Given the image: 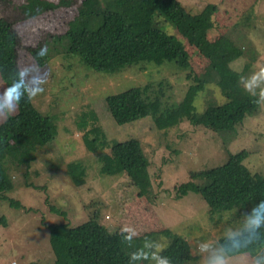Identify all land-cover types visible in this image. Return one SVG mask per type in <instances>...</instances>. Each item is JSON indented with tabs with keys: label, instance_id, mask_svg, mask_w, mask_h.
<instances>
[{
	"label": "rangeland",
	"instance_id": "rangeland-1",
	"mask_svg": "<svg viewBox=\"0 0 264 264\" xmlns=\"http://www.w3.org/2000/svg\"><path fill=\"white\" fill-rule=\"evenodd\" d=\"M82 1L0 0V20L19 39L18 66L27 94L35 110L50 117L56 136L38 149L32 164L0 154V166L13 182L10 195L33 210L16 211L0 200V264H77L68 259L62 227L91 221L132 238V264H161V254L179 238L192 246L189 264H264V250L255 256H227L218 244L221 238L238 236L252 221L216 227L200 195L176 198V188L189 182L193 171L221 166L243 151V166L264 179V0H178L190 16L217 7L206 37L209 56L192 47L178 27L153 14V23L186 46L190 68L155 57L111 73L85 68L79 57L66 54V43L60 41ZM113 1L99 3L108 9ZM225 47L241 54L229 65L234 77L229 80L215 70ZM36 51L44 57L43 66L34 59ZM198 86L202 89L190 103ZM132 88L143 89L155 111L119 125L109 113L107 98ZM255 98L261 100L260 114L230 133L217 134L194 123L212 108L232 111ZM0 105H16L7 117L0 112V125L19 112L1 73ZM131 139L141 140L152 161L155 204L139 196L113 154L115 144ZM29 181L47 186L50 203L45 192L25 187ZM50 205L67 219L52 214Z\"/></svg>",
	"mask_w": 264,
	"mask_h": 264
},
{
	"label": "trees",
	"instance_id": "trees-1",
	"mask_svg": "<svg viewBox=\"0 0 264 264\" xmlns=\"http://www.w3.org/2000/svg\"><path fill=\"white\" fill-rule=\"evenodd\" d=\"M217 7L212 6L201 16H190L178 0H114L103 9L99 0H83L76 19L70 23L68 33L60 39L66 43V54L79 57L81 64L92 71L111 73L141 59L163 58L177 62L182 68L191 66L186 46L169 36L153 23V14H160L168 23L178 27L190 45L209 56L211 49L206 37L213 29V17ZM19 39L11 25L0 20V73L10 91L18 98V114L10 116L0 125V154H8L19 164H32L41 147L56 140L51 119L41 115L33 107L21 78L18 66ZM212 50H215L213 47ZM211 55V54H210ZM39 66L44 57L33 53ZM241 54L230 47L221 50L215 70L223 79H233L229 65ZM17 85L13 88L12 85ZM202 87L192 89L190 103ZM107 107L119 125L135 122L155 111L153 103L145 101L143 89L132 88L107 98ZM261 100L241 102L232 111L223 107L212 108L195 125L204 126L217 134L230 133L248 118L259 115ZM113 154L125 175L148 203L155 204L157 191L151 174L152 161L144 152L139 139L117 143ZM247 152L231 156L223 165L206 170L193 171L191 180L176 188V198L181 200L191 193L200 195L209 206V219L214 226H230L252 221L238 236L221 238L219 247L227 256L247 254L255 256L264 250V179L258 180L242 161ZM27 188L43 191L49 202L46 185L26 182ZM13 182L0 166V200L16 211L29 214L10 194ZM50 203V202H49ZM52 214L63 216L50 205ZM36 213V211H35ZM6 225V222H4ZM67 244L69 261L77 264H132L129 255L131 240L125 233H109L95 221L77 228L70 224L62 227ZM193 249L185 239L174 244L160 256L166 264H189L193 261Z\"/></svg>",
	"mask_w": 264,
	"mask_h": 264
},
{
	"label": "clouds",
	"instance_id": "clouds-1",
	"mask_svg": "<svg viewBox=\"0 0 264 264\" xmlns=\"http://www.w3.org/2000/svg\"><path fill=\"white\" fill-rule=\"evenodd\" d=\"M13 88H16L17 85L13 84ZM31 98V96H30ZM17 103H18V98H17ZM16 105H0V112H3L4 116L7 117L8 115H11L15 112ZM122 231H130L129 229L125 228L122 229ZM127 239H130L131 237H126ZM161 264H166V261H162Z\"/></svg>",
	"mask_w": 264,
	"mask_h": 264
}]
</instances>
